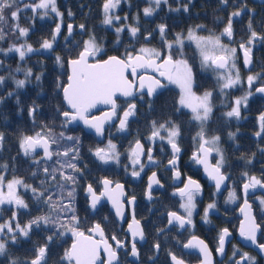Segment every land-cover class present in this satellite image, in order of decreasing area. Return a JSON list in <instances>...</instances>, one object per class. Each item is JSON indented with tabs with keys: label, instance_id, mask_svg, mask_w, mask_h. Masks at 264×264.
I'll list each match as a JSON object with an SVG mask.
<instances>
[{
	"label": "flooded vegetation",
	"instance_id": "af4514ba",
	"mask_svg": "<svg viewBox=\"0 0 264 264\" xmlns=\"http://www.w3.org/2000/svg\"><path fill=\"white\" fill-rule=\"evenodd\" d=\"M66 1L58 0L62 4H66ZM90 1H96L98 4L104 0ZM183 5H187V11L184 10ZM148 6V0H121V3L116 8L115 13L121 17L120 22H122L124 27V31L121 33L125 38V52L135 54L141 47L155 48L161 52L162 61L170 51L166 42L175 41L177 34L187 37L191 29L196 34L207 35V37L220 36L222 44L236 49L237 65L242 71L244 70L241 67L238 47L244 44L245 47L251 49L250 54L254 69L251 67L250 70L255 76H259L253 82V88L256 91L257 88L264 87V0H227V3H223L222 0H168L167 4L161 3V6L153 15L145 16L143 9ZM152 6L155 7V5ZM175 9L179 10L176 11ZM236 11H240L241 15L232 16V13ZM70 13L71 15L63 12L57 40L61 38L74 41L83 32L84 28L81 29L80 25L85 26V21L88 20L89 14L81 12ZM125 16H127V20L124 19ZM229 17L232 19L231 38L221 36L228 24ZM113 23L117 25L118 21H113ZM249 24H251V28ZM69 25L72 26L71 34L68 30ZM159 25H165L163 38L159 31ZM126 26L138 27L139 32L133 37ZM107 30L116 34L115 30H110L109 28ZM252 31H255L258 36L249 44L248 41L251 38ZM119 35L121 36V34ZM119 35L117 34L116 36L118 37ZM113 48V46L111 47L107 44L101 45L102 51L95 57V60H103L109 55L124 56L112 53V51L114 52ZM64 49H72L76 54L64 59L66 56L59 53V50ZM82 49L83 47L78 45L61 47L53 44L52 49L41 48V51L34 52L32 54L34 61L31 60V76L28 82V105L23 109L16 107L18 115H22L23 111H25L29 116L27 136H34L35 133L40 132L42 129L47 133V130L51 129V134L57 138L58 143L52 144L50 150L53 152L63 151L68 147L78 149L77 159L73 161L80 169L79 172L75 173L77 183L67 186L69 188L75 187L72 203L74 213H61L58 217V222L71 227L69 218L74 214L79 221L78 225H76L78 230L83 231L86 235L90 228L99 224L104 231L105 238L113 248H116V242L111 239L112 236H116L117 240L123 242L124 247L116 248L118 264H172L171 258L173 255L185 264H196L201 260L200 256L195 251H189L184 248L185 244L193 237L202 240L207 245L211 253L212 264H237V261H240V264H264V251L258 246L264 245V205L260 203V200L264 199V193L254 191L244 196L242 188V185L247 183L249 178L253 176L264 182V142L259 140V138L264 137V132H261V135L258 136V148L256 155L252 157V172L247 175L243 173V165L240 158L224 156L223 146L226 141L219 140L217 146L220 148V153H222L224 158L221 172L227 178L224 186L218 191L215 182L205 177L201 167L192 159L193 153L198 150L199 140L196 137L201 130V123L192 118L193 114L190 109L179 105L180 87L177 84L169 83L164 77H160L158 73L153 72L151 69L149 71L141 70L140 74L155 76L166 86L158 89L152 96L147 94L146 88L144 91L139 92L134 89L132 97L116 95L117 107L115 115L104 122L102 134H97L94 128L85 125L81 120L66 123L62 112L70 109L64 101L62 90L63 86L67 84L69 75L67 61L75 58ZM171 54L173 59L187 60L193 74L196 68L197 77L194 85L198 84V86H201L199 87L200 89H196L193 85V91L197 95H203L206 91L212 92V112L208 120L204 122L203 128L206 137L218 136L215 129L211 128V126L209 127L211 115L213 113H222L226 116L225 113L232 106L231 104L229 109H223V113L221 107H226L225 97L221 100V105L212 102L214 96L217 101L220 99V84L215 81L214 77V74L218 73L211 68L206 69V67L201 66V59L198 57L192 41L185 39L183 48L174 45L171 49ZM57 56L61 57V76L59 78L43 76V71L39 67V60L56 59ZM90 62L95 61L90 59ZM37 76L40 77L39 80L36 79ZM129 79H132L130 75ZM18 80L25 79L19 78ZM212 81H214L212 89H202L207 82ZM53 82L55 83L54 85H52ZM21 90H25L24 86ZM254 97L264 100V96H260L257 91ZM130 103L136 105L135 114L128 117L125 129L120 130V118L123 117V113L128 109ZM31 108H35V112L29 115ZM111 113V105L101 103L91 108L86 113V116L92 120ZM261 113H264V106L261 112L256 115V120ZM231 119L237 118L231 117ZM153 122H156L157 126L166 122H170L169 126L171 124L179 126L180 135L177 138V144L181 151L178 155L175 169L169 164V161L173 159V152L171 145L167 143V139L160 140L156 138L149 140L153 131ZM258 130V132L261 131L260 126H258ZM61 133H63V138L60 136ZM161 135L166 137L167 133L161 131ZM69 136L77 139L69 141L66 139ZM137 140L140 141L144 149V154L140 157L141 163L144 165L142 171H140L139 165L134 167L130 159L131 149L135 146ZM109 141L116 145V151L119 153L118 162L110 160L104 163L94 154L97 148H106ZM149 149H151L155 163L148 161L147 153ZM17 155L29 163L32 169L37 170L35 175H32L35 180H33L34 183L40 182L41 179L46 177L43 171L44 167H48L49 170L59 168L57 160L64 161L67 159L54 155L51 160H44L42 159V150L40 148H37L31 155L26 156L20 148V141L17 147ZM219 159L220 154L211 153V164L216 165ZM36 161H39V163H36ZM134 170L140 171L139 176L132 175ZM175 170L180 173L178 179L174 177ZM153 172L156 173V178L160 183L158 185L153 184L151 190H149V178ZM0 175L5 180L15 177L6 176L4 170L0 171ZM15 178L23 180L17 176ZM189 178L197 181L201 186L200 192L194 196L195 208L191 217L192 224L180 227L178 222H174L170 225L168 224L169 212H177L178 215L185 217L187 215L184 209L180 207L185 200L179 195L178 189L183 188ZM104 179L112 181L111 186L113 188H115L116 184L123 186L124 195L120 197L123 203V215L120 219L114 215L104 198H101V203L91 211L89 194L86 193V189L88 185H92L97 195H99L103 190L101 181ZM57 180H59V174H57ZM24 184L26 183L24 182ZM45 184L49 185L45 192L46 198L47 195L55 191L53 187L55 181L46 178ZM149 192L151 199H149ZM231 192H235V199H230L229 194ZM17 195L24 200L28 207L19 208L15 204H2L0 205V220L9 221L15 212L16 219L13 221V227H15L17 222L24 226L38 216L49 214L50 210L48 205L44 203V198L38 199L31 189L18 186ZM132 197H135V201L129 204L128 201ZM56 199L57 197L53 196V200L55 201ZM245 200L251 206L250 209L255 222L260 225V229L256 233L255 243L258 249L251 245L249 240L244 242L241 236L238 237L242 219L239 213ZM39 202L42 204H38ZM64 203H67V199L64 200ZM210 203H214L215 207L208 210L207 220H205L204 212ZM52 215L54 219H57L56 213H52ZM133 216L140 222L144 235L142 243L139 242V239L132 241L131 234L126 230L128 224L132 222ZM225 228L228 229L229 235L228 240L224 244L223 254H221L217 252V248L219 246V235ZM59 233H63V235ZM49 236L53 237L51 241L47 239ZM96 239H99V237ZM73 240L72 233L64 228H59L58 224L45 225L41 223L39 227L33 225L27 237L17 233L16 243H12L11 239H8L6 252L0 254V258H4L7 251L12 247L17 256L19 254L20 256L23 255L28 260L26 263L28 264L35 258L37 249L46 244L47 253L43 264H69L63 257ZM133 242H135L138 251L137 260L130 258ZM36 243H40V246H31ZM157 244H159L158 249L155 247ZM25 248L27 249L24 251ZM20 251L24 252L20 253ZM244 253H247L253 259L241 260ZM100 257L104 260L102 252H100Z\"/></svg>",
	"mask_w": 264,
	"mask_h": 264
},
{
	"label": "snow or ice",
	"instance_id": "6c2138e0",
	"mask_svg": "<svg viewBox=\"0 0 264 264\" xmlns=\"http://www.w3.org/2000/svg\"><path fill=\"white\" fill-rule=\"evenodd\" d=\"M223 3H227V0H222ZM121 3V0H104L103 3V21L104 25H112L113 21H120L121 17L114 15V10ZM149 6L143 9L145 16H151L153 13L161 6V3L167 4L168 0H148ZM16 5V0H0V22L6 23L8 17L5 16V11L12 9ZM152 5H155L153 7ZM30 7L35 13L38 9L45 10L43 15L48 14V9L56 13L58 16L62 15L56 5V0H39L38 3L25 5V8ZM184 10L187 11V5H183ZM178 11L179 9H175ZM21 9L16 7V10L11 11L10 18L13 21H18L19 12ZM71 15V13H69ZM241 12L236 11L232 13V16H240ZM127 20V16L124 17ZM138 19V18H137ZM130 34L135 37L139 32V28L135 26H126ZM159 31L161 37L163 38L165 33V25H159ZM199 27V26H198ZM251 28V24H249ZM83 29L84 25H80ZM69 33L71 34L72 26H68ZM13 31L18 32L19 36L23 37L28 34V28H21L18 23L13 26ZM124 31V27H117V34ZM60 32V25L57 24L54 30L51 40H44L41 47L43 49H52L53 42L56 40L57 34ZM150 35V34H149ZM5 33L3 29L0 28V40L4 39ZM221 36L232 37V19L229 17L228 24L224 28ZM258 34L252 31L251 38L248 43L251 44L253 40L257 38ZM147 39V37H146ZM187 39L196 44L197 49H199L201 64L206 68H211L218 73V81L220 82V90L223 92L225 89L234 87L240 83V77L238 70L233 75V71L236 68L234 57L236 53L235 48H229L227 45L221 43L220 36H208L203 37L196 34L194 30H189L188 36L185 38L181 34H177L175 41L166 42L167 48L170 50L166 58L161 61V52L155 48L141 47L135 54L131 52H125L123 57L109 56L106 60H95V57L102 51L101 47L97 44L95 36H90L88 40L83 42V49L79 52L75 59L69 61V66L71 69V74L68 76V83L63 86V97L64 101L69 107V111L62 112L66 123H71L73 121L81 120L85 125L94 128L97 134H102L103 124L105 121L110 120L112 116L115 115L116 111V100L117 94L124 97H132L134 94V89L144 90L147 89V94L152 96L157 89L163 88L166 85L157 79L155 76H148L145 74H140V70L151 69L153 72L158 73L160 77H164L169 83L177 84L180 87L181 94L179 98V105L184 108H188L192 112V118L201 123V130L197 133L199 140V146L197 152L193 153L192 159L198 163L204 165V170L208 174L209 178L215 181L216 189L219 191L221 184L227 178L222 172L221 168L223 166L224 158L220 149L217 146L220 140L219 136H213L211 138L206 137L204 132V122L209 118L212 112L211 97L212 92L206 91L203 95H197L193 91L194 79L192 68L185 59H173L171 54V49L174 45H178L183 48L184 40ZM245 52V66L250 64V48L245 47L244 44L240 46ZM0 51H3L0 49ZM8 51H15L19 54L21 60L25 58L26 53H31L34 51L30 44H21L20 46L13 45ZM90 59L95 62H90ZM57 63H60L61 57H56ZM27 75H31V70L29 69ZM129 75L132 79H129ZM259 76L249 75L247 77L248 85L251 88L253 82L257 80ZM37 80L40 79L39 76L36 77ZM4 78L0 77V83H3ZM17 87H23L25 85V80H17ZM259 93H264V87H259L256 89ZM252 95L248 92L245 96L236 98L233 102V106L225 115L229 118L235 117L240 118L241 105L247 106L248 97ZM107 104L111 105L112 113L106 114L104 117H96L92 120L88 119L86 113L97 104ZM136 105L130 103L128 109L124 111L123 117L120 118V130H124L127 125L128 117L135 114ZM35 112V108L29 110V115ZM261 131L257 132L256 135L260 136L261 132H264V114L259 117ZM166 122L163 124L156 125L153 122V131L149 140H154L159 138L160 140L167 139V143L171 145L173 152V159L169 161L173 169L176 168L178 155L181 151L177 144V138L180 135V129L178 125ZM161 131L167 133V136H162ZM234 136V133H230ZM63 138V133L60 134ZM69 141L76 140L74 137H67ZM3 140V134H0V141ZM58 140L56 137L52 136L51 129L47 130V133L42 129L40 132L35 133L34 136H23L20 140V148L22 149L24 155H31L37 148L43 149L44 158L51 160L55 155L57 157L67 158L64 161L57 160L59 168H52L49 170L48 167H44L43 171L46 178H50L51 181H55L53 187L55 191L47 195L45 198V191H38L31 185L24 184V181L18 178H14L8 181L6 184L4 182V177L0 175V205L8 203L15 204L19 208H27L28 205L17 195V187L23 186L26 189L30 188L31 191L37 195V198H44V203L49 207V214L38 216L28 224L21 226L19 223L15 224L13 227V221L16 219V213L12 214V218L9 221L0 223V234L7 233L12 234L10 239L12 243L17 241V233L21 236L27 237L33 225L37 227L41 223L48 225H57L59 228H64L66 231H70L74 237L73 243L69 249L64 253V259L69 262V264H117L118 256L116 248L124 247L123 242L117 240L116 236H112V240L116 242V248H113L108 240L105 238L104 231L99 224H96L93 228L88 231L90 235H86L83 231H79L77 226L79 221L78 218L73 214L69 218V223L72 225L69 227L67 224L59 223L58 217L61 213L73 212L74 208L72 206L75 187H67L68 185H75L77 183L75 173L79 172L80 169L77 167L75 161L78 155V149L75 147H68L63 151L53 152L51 149L52 144H57ZM216 152L220 154V159L217 161L215 166L209 164L208 156ZM95 156L102 162L107 163L110 160H116L118 162L119 153L116 151V145L111 141L108 142L106 148H97L95 150ZM144 154L143 145L139 140L136 141L135 146L131 149L130 159L132 165L140 166V171L143 170L144 165L141 163L140 157ZM148 161L155 163L154 158L151 154V149L147 153ZM39 163V161H36ZM0 167H7L6 165H0ZM71 170V171H69ZM140 171H133V176H139ZM35 175V173H33ZM57 174H59V180H57ZM247 175V174H245ZM180 173L178 170L174 171V177L179 178ZM45 183V182H42ZM103 185V191L97 195L96 191L93 189L92 185H88L86 191L91 196V207L96 208L97 203L101 198H107L113 204L116 209L117 216L123 215V203L120 199L123 193V186L116 184L113 188L112 181L104 179L101 181ZM159 180L156 178V173L153 172L152 176L149 178V190H151L153 184H159ZM264 188V182L257 179L256 177H250L249 181L243 185L245 194H247L249 189H255L257 186ZM6 188V191H5ZM201 190V186L195 180L191 178L184 185L183 188L178 189V193L185 200L184 203L180 205L181 208L186 212V217L178 215L177 212L168 213V223L171 225L174 222H178L180 227H184L186 224H192V213L195 208L194 196L198 194ZM53 196L57 199L54 201ZM230 199H235V192L229 194ZM67 199V203L64 200ZM149 199L151 195L149 192ZM135 201V197H132L128 203L132 204ZM261 205H264V199L260 200ZM215 207L214 203L208 204L204 212V219L207 220L208 210ZM250 205L247 200H245L244 207L241 208V212L244 214V220L240 225V236L246 240L251 241L253 244L256 243V233L260 229V225L255 222V218L251 215ZM52 213H56L57 219L53 218ZM129 231L135 241L136 237L140 239L144 238L143 231L140 227V222L133 216L132 223L129 224ZM63 235V233H59ZM99 236V239H95V236ZM229 235L227 228L223 229L219 235V246L217 252L223 254L225 238ZM48 241L53 239L49 236ZM262 251H264V245H258ZM159 248V244L155 246ZM185 247H198L200 251L204 254L203 264H211V253L208 250L207 245L202 241L193 237ZM107 254V260H103L100 257V251ZM6 252V241L0 240V254ZM47 253V245L41 246L37 249V254L34 259H32L28 264H43L45 256ZM131 254L133 256L138 255V251L135 242L132 244ZM253 259L244 253L241 260ZM174 264H183V261L178 259L176 256H172ZM12 264H17L15 260ZM240 264V261H237Z\"/></svg>",
	"mask_w": 264,
	"mask_h": 264
},
{
	"label": "trees",
	"instance_id": "16d2710c",
	"mask_svg": "<svg viewBox=\"0 0 264 264\" xmlns=\"http://www.w3.org/2000/svg\"><path fill=\"white\" fill-rule=\"evenodd\" d=\"M23 4L21 0H16V5H14L12 9L5 11V16L8 17L7 22H0V28H2L5 33L4 39L0 40V49L3 50L0 51V77L4 78L3 83H0V134H3V140L0 141V165L7 166L0 167V171L4 170L8 177L17 176L22 178L26 185H30L31 183L33 188L45 190L49 188V185L47 186L45 184L46 177L41 179L40 182L34 183L35 180L32 175L37 172V170L32 169L29 163L17 155L19 141L23 136L28 134L29 116L25 111H23L22 115H18L16 113V107L23 109L28 105V82L31 75H27V72L31 68V60L34 61V59H27L26 56L21 60L15 51L8 52V49L9 46L22 41L18 32L13 31V26L16 23H18L21 28H28V34L23 37L33 46L41 45L46 39L50 40L53 26L47 19L40 18V15H38L39 11L34 13L31 8L23 7ZM66 4L75 12L81 11V13L89 14L88 20L85 21L84 30L87 29V32L90 31V36H95L97 44L103 43L111 47L115 46L114 42H116V35L110 33L100 24L102 12L96 1L67 0ZM61 5L62 3H60V6ZM16 7H19L21 11L19 12L18 21H13L10 18V14L11 11L16 10ZM118 42L117 46L114 47L115 49L113 48L114 52L112 51V53L121 56L125 54V45L121 39ZM54 44L61 47L67 44L81 46L78 39L74 41L58 39ZM59 53L66 56L64 59L76 54L72 49L59 50ZM39 67L43 71V76H51L52 78H59L61 76V61L57 63L56 59L53 58L40 59ZM253 67L254 63L252 69H254ZM196 72L195 68V73L193 74L194 82L197 77ZM242 73L245 72L242 71ZM19 78L25 79V90H21V88L17 87L16 79L18 80ZM213 82L214 81L207 82L202 89H212L214 87L212 84ZM54 84L53 82L52 85ZM194 87L200 89L199 87L201 86L195 84ZM246 89L247 86L243 81L232 88L225 89L223 92L220 90V99L217 101L214 96L212 102L221 105V100L225 97L226 107H221L224 113L223 109H229L235 97L244 96ZM263 106L264 100L252 96L248 98L246 107L242 105L241 120L231 119L224 116L222 113H213L209 121V127L211 126V128L215 129L216 134L222 141H226V144L223 146L224 156L240 158L244 174H250L252 172V157L256 155L258 148V136L256 133L259 130L256 115L261 112ZM230 133H234L235 135L232 136ZM259 140L260 142H264V137L259 138ZM38 204L42 203L39 202ZM31 246L38 247L40 243H36L35 245L32 244ZM26 249L27 248H25L24 251ZM24 251H20V253ZM5 255L4 258H0V264H12L13 260H15L17 264H26L28 261L23 255L20 256L19 254L17 256L12 247H10Z\"/></svg>",
	"mask_w": 264,
	"mask_h": 264
},
{
	"label": "rangeland",
	"instance_id": "374dc122",
	"mask_svg": "<svg viewBox=\"0 0 264 264\" xmlns=\"http://www.w3.org/2000/svg\"><path fill=\"white\" fill-rule=\"evenodd\" d=\"M21 2H23L24 4L22 5L23 7H25V5H30V4H35V3H38L39 2V0H21ZM103 3H104V1L103 2H100V3H98L99 4V7L101 8V12H102V18H101V21H100V24L104 27V28H109L110 30L112 29V30H115V35H117V32H116V28L117 27H123L122 26V22H120V21H118V24L116 25V24H112V25H104L103 23H102V21H103V18H104V15H103V8H102V6H103ZM56 5H57V9H58V11L62 14V15H60V16H58L56 13H54V12H52L50 9H48L47 11H48V14L47 15H43V12L45 11V10H43V9H38L37 11H39V13H38V15H40V18L41 19H47L48 21H50L51 22V24H52V26L53 27H56L57 26V24H59L60 25V23H61V20H62V18H63V12H67V14H69L70 12H75L69 5H67V4H65V3H63L62 5H61V7H60V3L58 2V0H56ZM28 8H30V7H28ZM65 8H68V9H65ZM66 10V11H65ZM117 9H115L114 10V15H117V13H115V11H116ZM81 12V11H80ZM53 30V29H52ZM119 34H121V36L119 35ZM118 35V37L116 36V42H114V44H115V46H117V44L119 43L118 41H120V39L122 40V42H123V44L125 45L126 43H125V38H124V35L122 34V33H119ZM197 35H199V34H197ZM199 36H203V37H207V35L205 36V35H199ZM89 37H90V31H88L87 32V29H83V32H82V34H80V36H78L77 38H75L74 40H76V39H78L79 41H80V43H81V47H83V42L84 41H86V40H88L89 39ZM22 38V41L21 42H19V43H17V44H13V45H15V46H20L21 44H30L27 40H25V37H21ZM186 38V37H185ZM61 39V38H60ZM51 40V39H50ZM118 42V43H117ZM54 43H56V42H53V44ZM194 43V42H193ZM13 45H11V46H9V48H11ZM32 47H33V49H34V51L33 52H31V53H26V55H25V57L27 56V59H34V57H33V53L34 52H37V51H41V45H36V46H33L32 44H30ZM68 45V44H67ZM98 45H100V47H101V45H103V43L102 44H98ZM194 45H195V48H196V51H197V55H198V57L201 59V57H200V52H199V49H197V47H196V44L194 43ZM66 46V45H65ZM115 46H113V47H115ZM115 49V48H114ZM42 51H46V50H42ZM9 52V51H8ZM17 56L19 57V54L17 53ZM30 57V58H29ZM20 58V57H19ZM234 62H235V65H236V68L234 69V70H232L233 71V75L235 76V73H236V71L238 70V73H239V77H240V83L241 82H243L244 81V83L246 84V86H247V89H246V91H245V94H244V96L248 93V92H251L252 93V95H250L248 98H250V97H252V96H254V94H256V91L254 90V88H253V86H254V84H252V86H251V88L249 87V85H248V81H247V77L249 76V75H252V76H255L254 74H253V72H251V70L250 71H247V72H245V73H242V70L238 67V65H237V61H236V53H235V57H234ZM201 66H202V64H201ZM202 67H204V66H202ZM207 69V68H206ZM214 77H215V81L218 83V84H220V82L218 81V74H214ZM240 97H243V96H240ZM236 98H239V97H235L234 98V100L236 99ZM234 100H233V102H234ZM232 106H233V103H232ZM231 106V107H232ZM231 107H230V109H231ZM241 109H242V105H241V108H240V112H241ZM261 114H264V113H261ZM261 114L257 117V123H258V126H260V120H259V117L261 116ZM239 119H241V117L239 118ZM220 149V148H219ZM216 153V152H215ZM15 177H13V178H10V179H4V182H5V184L8 182V181H11L12 179H14ZM5 191H6V188H5ZM8 219V218H7ZM6 221H8V220H6ZM5 221V222H6ZM0 223H4V220H0ZM18 223V222H17ZM11 235L12 234H10V233H7L6 231H5V233L4 234H0V240H4V241H8V239H10V237H11Z\"/></svg>",
	"mask_w": 264,
	"mask_h": 264
},
{
	"label": "water",
	"instance_id": "95a60500",
	"mask_svg": "<svg viewBox=\"0 0 264 264\" xmlns=\"http://www.w3.org/2000/svg\"><path fill=\"white\" fill-rule=\"evenodd\" d=\"M56 29V27H54L53 28V30H52V34H53V32H54V30ZM57 38H58V34H57V36H56V40L54 41V42H56L57 41ZM241 45H239V47H238V53H239V58H240V63H241V67H242V69L244 70V71H249L250 69H251V67H252V56H251V54H249L250 55V59H251V62H250V64H248L247 66H245V52H244V49H242L241 47H240ZM80 51H82V50H80ZM79 51V52H80ZM79 54V53H78ZM78 56V55H77ZM76 56V57H77ZM109 56H116V55H109ZM109 56H107L105 59H103V60H106ZM75 57V58H76ZM75 58H72V59H75ZM71 59H69L68 61H67V67H68V71H69V75L71 74V69H70V66H69V61H70ZM99 61H102V60H99ZM150 69H147L146 71H149ZM141 71V70H140ZM68 75V76H69ZM165 79V78H164ZM67 83H68V78H67ZM67 85V84H66ZM261 87H263V86H261ZM158 90V89H157ZM139 91H144V90H139V89H137V92H139ZM259 93V92H258ZM62 94H63V90H62ZM118 95V94H117ZM259 95L260 96H264V93H259ZM102 117H104V116H101V118ZM41 150H42V159H44V160H47V159H45L44 158V154H43V149L42 148H40ZM210 157H211V154L208 156V161H209V164L210 165H212V166H215V165H213V164H211V162H210ZM200 167H201V169H202V173H203V175L205 176V177H207L209 180H211V181H213V182H215L214 180H212V179H210L209 178V176H208V174L205 172V170H204V165H202V164H198ZM224 183H225V181L223 182V184H221V186H220V188H222V186H224ZM245 184V183H244ZM243 184V185H244ZM243 185H242V188H243ZM103 191V190H102ZM254 191H260V192H262V193H264V188H261L260 186H258V187H256L255 189H249L248 190V192H247V194H250V193H252V192H254ZM86 193L87 194H89L87 191H86ZM243 194H244V196L245 195H247V194H245V192H244V189H243ZM104 200L106 201V203H108V205H109V208L111 209V211L114 213V215L118 218V219H120V217L121 216H117V214H116V209L113 207V204H112V202L110 201V200H108L106 197L104 198ZM101 201H102V199L97 203V205H96V207L101 203ZM89 206L91 207V196H90V194H89ZM244 207V204L241 206V208H243ZM91 211H93L94 209L91 207ZM250 211H251V209H250ZM240 215H241V217H242V219H241V222L244 220V214L241 212V210H240V213H239ZM251 215H252V211H251ZM253 216V215H252ZM168 219H169V217H168ZM133 221V220H132ZM132 223V222H131ZM130 224V223H129ZM129 224H128V226H129ZM169 224V223H168ZM240 225H241V223H240ZM127 226V231L131 234V232L129 231V227ZM238 232H240V228H239V231ZM240 234V233H239ZM87 235H90V233L88 232V234ZM97 237H99L98 235L97 236H95L94 238L96 239ZM238 237H240V235L238 236ZM131 238H132V241H133V237H132V235H131ZM243 238V237H242ZM241 238V239H242ZM139 239V242L140 243H142V241H143V239H140L139 237H136L135 238V241L136 240H138ZM192 240V239H191ZM191 240H189V241H191ZM199 240V239H198ZM228 240V236L225 238V243H226V241ZM243 240H244V242H246V241H248V240H246V239H244L243 238ZM189 241L186 243V244H188L189 243ZM73 243V242H72ZM72 243L70 244V246H69V248L71 247V245H72ZM224 243V244H225ZM251 245H253V246H255L256 247V249H258V246H256L255 244H253L251 241L249 242ZM185 244V245H186ZM68 248V249H69ZM184 248L186 249V250H189V251H195L199 256H200V258H201V260L198 262V263H196V264H203V262H204V254L200 251V249L198 248V247H191V248H188V247H185L184 246ZM100 252H102V255L104 256V260L106 261L107 260V254L103 251V249H101V251ZM132 257V258H131ZM130 258L131 259H133V260H137V256H133L132 254H130ZM171 263L172 264H174V262H173V260H172V258H171ZM117 264H118V262H117ZM183 264H185V263H183ZM211 264H212V258H211Z\"/></svg>",
	"mask_w": 264,
	"mask_h": 264
}]
</instances>
